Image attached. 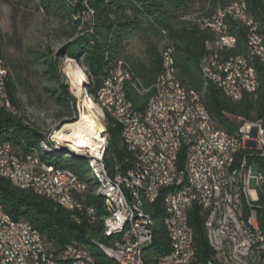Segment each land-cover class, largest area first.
<instances>
[{"label":"trees","instance_id":"1","mask_svg":"<svg viewBox=\"0 0 264 264\" xmlns=\"http://www.w3.org/2000/svg\"><path fill=\"white\" fill-rule=\"evenodd\" d=\"M13 9L25 8L41 13L46 20L55 21L57 36L61 41L57 56L39 53L35 62L45 66L44 74L54 83L48 100L58 107L53 114L57 123L63 124L74 113V97L64 84L57 61L71 59L86 76L85 88L93 101L108 73L121 68L129 74L124 91L131 107L143 111L152 93V87L162 72V53L170 49L178 82L187 91L195 93L215 126L230 135L237 132L241 121L260 122L264 127V64L254 59L258 86L255 92L244 94L232 101L213 84L204 85L201 61L211 52L207 44L216 40L215 34L205 26L230 5L245 6V13L252 22L247 26L231 16L224 17L227 34L235 39L230 49L218 51L222 61L246 57V35L255 27L264 44V0H3ZM224 7V9H223ZM87 9L92 17H87ZM215 15V16H214ZM6 45L0 37V57L9 70L7 93L11 107L20 113L0 110V143H7L19 154H27L43 140L46 131L36 121L25 124L21 113L24 104L18 98L22 86L18 64L5 57ZM25 118V119H24ZM107 135L105 167L110 176L125 174L134 166V156L120 139V126L105 114L101 121ZM43 133V134H42ZM184 159L185 152L181 151ZM47 164L72 170L80 181L87 183V190L74 197L93 210V215L70 212L31 191L19 190L0 178V207L14 221L30 224L38 231L49 252L56 251L53 259L61 262V253L68 246L89 247L100 264H116L107 259L96 243L110 245L117 237L102 235L101 219L108 213L102 198L92 194V186L79 168L80 158L42 154ZM163 190L155 203L145 205L154 220L153 240L144 254L145 264H158L157 258L169 252V239L162 223ZM188 226L192 233L194 264H208L214 258L205 233V213L194 203L188 210ZM264 233V221L260 220ZM57 261V262H58Z\"/></svg>","mask_w":264,"mask_h":264},{"label":"bare ground","instance_id":"2","mask_svg":"<svg viewBox=\"0 0 264 264\" xmlns=\"http://www.w3.org/2000/svg\"><path fill=\"white\" fill-rule=\"evenodd\" d=\"M240 7V9L234 8ZM87 17H92L93 12L90 9L86 11ZM231 16L239 22L252 26V22L248 19L245 13V6L243 4L234 3L222 11H218L216 17L211 21L206 22L208 27L216 36V40L207 44V48L211 51L200 64L201 73L204 80V85L213 84L221 92L232 101H238L244 94H251L257 89L258 82L256 70L254 68V58L260 63L264 64V44L261 36L257 34L255 27H249L248 33H255V38H247L246 45L248 53L246 57H236L222 61L219 59L217 53L224 49L225 36L230 37V41L235 45V39L227 34L226 27L223 24L224 17ZM221 18V25L223 32L218 27V19ZM166 50L162 53V72L158 76L155 84L152 87V93L147 101L146 107L143 111H136L127 101L122 99V106H128L131 111L129 130L134 136H137L138 142L136 147H133L132 142L127 137V126L122 119H117L113 116L112 110H101V103L99 95L96 96V101L87 100V114L83 111L73 113L72 118H76L73 123L61 124L56 123V129L46 131L43 140L31 149L27 154L23 155L28 160L43 164V171H49L44 175V184L47 188H28L29 180H17L13 172H19L20 162H11L10 154L0 155V164H8L7 166H0V178L7 180L12 187L19 190H29L50 201L57 207L63 208L70 212H84L87 216L93 215V210L89 207H84L74 196L83 194L87 190V183L79 180L77 175L69 169L57 168L51 166L41 159L42 154L52 156H77L82 159L87 166L88 171H85V177L88 183L92 186V194L102 198L103 206L108 215L101 219L102 235L105 237H117L110 245H103L96 243V247L109 260L116 264H125L124 256L119 253H112L117 251V247L125 243L127 237L134 234V230H144L148 238L138 246L137 257L140 264H145L144 254L150 247L153 240L154 220L145 210V205L153 204L149 193L152 191L159 192L155 195V201L160 195V192L165 190L162 197V223L169 239V252L175 246V236L171 232L173 229L172 219L177 213V199L180 194H185L191 182L195 180V145H188L186 147V138L193 136V132H198V125H191V117L187 115L186 111H191V104L195 100V107L198 112H202L204 120L209 122V126L213 129H218L209 114L199 102L195 93L181 89L180 91H172L171 100H166V107H170V111L164 116V125L166 132L161 126L149 123L154 109H159L162 103V97L170 90V77H175V69L163 68L164 57ZM238 60L242 64V68H237ZM71 69V68H70ZM9 70L5 66L4 61L0 57V77L3 79L4 86H6L9 76ZM70 72L77 78L79 73L76 69H71ZM122 80L115 81V88L124 89L125 81L129 79V74L126 70L116 69L110 71L103 81L106 83H113L116 77H123ZM230 75L237 76V87L234 89V96H232V87ZM73 78V77H72ZM215 79V80H209ZM246 79H251L250 83ZM86 78L77 79L76 88L74 92L81 96V88L85 86ZM86 101V100H85ZM174 102H181V106L174 104ZM86 103V102H85ZM0 110L8 111L13 115H20L15 111L10 104L8 93L7 99L0 104ZM25 117V124H31L36 117L42 116L31 107H25L21 112ZM105 114H108L117 125L120 126V139L127 147V150L134 156V166L125 174H115L110 176L105 167L104 156L107 150V135L101 121L105 119ZM181 135L179 131V120ZM25 119V118H24ZM244 123H254L249 121H241ZM67 137V146L48 144L46 137H50L54 132L69 131ZM222 135H227L230 139L231 146L225 153L222 167V179H224L228 189V200L230 207V214L238 225L243 235H250L254 243H261L262 246H256L250 249V255L240 252L235 248V237H238V230L234 228L233 223H225L224 201H217L215 205H205L200 203L203 201V194H195V198H189L187 204L182 210V226L185 234L188 237L190 246V256L188 264H194V250L192 233L188 226V210L192 204L197 203L205 213V233L206 239L210 248L214 251V259L208 264H264V233L260 228V220L264 221V209L251 208L250 198L247 195V190L241 176L245 174L247 163H257V179L260 182V187H264V145L263 153H256L255 156H246V140L243 137L240 123L237 132L230 135L220 130ZM43 134V133H42ZM166 134L171 145L170 153L166 151ZM93 139V141H92ZM260 141L264 142V127L260 124ZM93 142V143H92ZM95 143V144H94ZM3 146L11 147L7 143H0V148ZM185 152L184 159L180 160L181 151ZM148 153L147 158L138 155V153ZM93 153H96V159L100 165L103 166V171L106 173L108 179H112L111 192H107L106 183L101 182V176L94 165ZM21 155V154H20ZM172 163H178L177 168H173ZM147 164L149 166H147ZM159 180H170V183H176L165 187V184L159 183ZM72 182V183H69ZM205 184H213V170H205ZM76 185L82 187L81 190H76ZM124 186H126V201H130L131 207L134 208L133 218L124 221L123 232H117V223L119 219V205L125 198ZM0 211H3L0 207ZM143 218V221L141 219ZM12 222L14 221L9 217ZM25 231H31L32 234H37V244L44 246V252H49V247L45 244L42 237L30 224L22 222ZM219 233L218 230L223 228ZM75 247V246H68ZM89 247L72 248L71 264H92L89 255H82V253H91ZM33 245L25 244V255H32ZM168 252V253H169ZM94 258V257H93ZM95 259V258H94ZM166 259V254L157 258V263ZM58 261V260H57ZM53 259L52 264H66L57 262ZM0 264H4L0 261Z\"/></svg>","mask_w":264,"mask_h":264},{"label":"built area","instance_id":"3","mask_svg":"<svg viewBox=\"0 0 264 264\" xmlns=\"http://www.w3.org/2000/svg\"><path fill=\"white\" fill-rule=\"evenodd\" d=\"M240 9V7H234ZM224 9V7H223ZM87 16V13L85 12ZM215 16V15H214ZM218 19L219 31L223 32V27L221 25V18ZM225 43L224 49H230L234 45L230 41V37H226L225 33ZM246 38H255V33H247ZM255 59V58H254ZM237 68H242V64L238 60ZM163 68L175 69L173 65V58L171 56V50H166V56L163 61ZM118 70H123L121 68V62L118 64ZM126 78L123 73V77H116L113 79V83H106L103 81L100 88L97 91L99 95V101L101 103V110H112L113 116L117 119H122L127 126V137L129 141L132 142L133 147H136L138 142L137 136H134L131 130H129V121L131 111L128 106H122V99H126L124 89L115 88V81L122 80ZM215 80V79H209ZM232 96H234V89L237 87V76L230 75ZM251 79H246L250 83ZM185 89L178 82L176 75L175 77H170V90H167V94L162 97V103L159 109H154L151 120L156 126H161L163 131L165 130L164 116L170 107H166V100H171L172 91H180ZM253 93V88H251ZM7 99L6 86H4L3 79L0 77V104L4 103ZM181 106V102H174ZM187 115L191 117V125H198V132H193V136L186 138V147L188 145H195L196 158H195V180L191 182L188 186L185 194H180L177 199V213L174 214L172 219L173 229L171 232L175 236V246L169 253H166V259L159 261V264H188V259L190 256V246L188 237L184 232L182 226V210L185 204H187L189 198H195V194H203V201L200 203H205V205H215L217 201H224V212H225V223H233L234 228L238 230V237H235V248L239 249L240 252L247 253L250 255V249L256 246H262L261 243H254L250 235H243L241 228L236 225L234 219L230 214L229 200H228V189L226 187L224 179H222V167L223 159L225 157L226 151L229 149L232 143H230L229 137L227 135H222L220 129H213L209 126V122L204 120L202 112H198L195 107V100L191 104V111H186ZM179 120V118H178ZM66 121L70 123L75 122L76 118H69ZM179 120V131L181 135ZM260 122L254 123H244L240 122V128L244 139L246 140V156H255L256 153H263L264 142L260 141ZM70 133L69 131H56L50 137H46L48 144L52 145H64L67 146V137ZM93 141V139H92ZM94 142V141H93ZM92 142V143H93ZM166 144V151L170 153L171 145L169 138L166 134V140L163 141ZM95 144V143H94ZM10 154L11 162H20L19 172H13L17 180H29L28 188H47L44 184V175H47L49 171H43V164L38 162H33L28 160L27 157L20 155L13 147L3 146L0 148V155ZM142 157L147 158L149 154L138 153ZM94 165L101 176V182L106 183L107 192H111L114 196L113 190H111L112 179H108L106 173L103 171V166L98 163L96 159V153H93ZM183 158L180 157V160ZM173 168H177L178 163H172ZM0 166H7L8 164H0ZM147 166H149L147 164ZM205 170H213V184H205ZM241 180L246 187L247 195L250 198L251 208L264 209V187H260V182L257 179V163H247L245 174L241 176ZM72 183V182H69ZM159 183L165 184V187L169 185L176 184L170 183V180H159ZM125 191V198L121 201L119 205V219L117 223V232H123L124 221L126 219L133 218L134 208L131 207L130 201H126V186L123 187ZM80 185H76V190H81ZM159 192L152 191L149 193L152 201L155 203V195ZM143 221V218L141 216ZM207 224H204V227ZM224 229L218 230V233ZM148 235L146 230H134V234L131 237H127L125 243L117 247V251H111L112 253H119L124 256L125 264H140L137 257L138 246L142 241L146 240ZM25 244L33 245L32 255H25ZM72 248L65 249L61 256L63 257V262L66 264H71V251ZM54 253H59L52 251V253H45L44 246H39L37 244V234H32L31 231H25L22 222H12L9 220V215L5 211H0V261L4 264H52ZM82 255H89L92 264H100L96 262L92 254L82 253Z\"/></svg>","mask_w":264,"mask_h":264},{"label":"rangeland","instance_id":"4","mask_svg":"<svg viewBox=\"0 0 264 264\" xmlns=\"http://www.w3.org/2000/svg\"><path fill=\"white\" fill-rule=\"evenodd\" d=\"M58 27L60 26L53 19L46 20L41 13L25 8L13 9L10 4L0 0V37L6 45L5 57L18 64L21 70L22 86L19 87L18 98L24 107H31L38 113H42V116L36 117L35 121L43 131L56 129L57 120L53 114L58 111V107L48 100L54 83L48 81L42 62H35L34 58L39 53L44 55L52 53L57 56L61 44L64 43L57 36ZM57 66L64 76V84L68 86L69 93L75 99L74 112L84 110V114H87V100L92 102L93 100L85 86L81 88V96L74 92L77 79L83 77V71L71 59L58 60ZM70 68L77 70L79 73L77 78L72 75ZM84 77L86 78L85 74ZM67 123L70 121L63 122L64 125ZM78 164L81 171H88L84 162Z\"/></svg>","mask_w":264,"mask_h":264}]
</instances>
